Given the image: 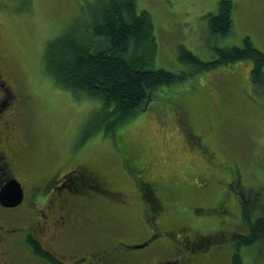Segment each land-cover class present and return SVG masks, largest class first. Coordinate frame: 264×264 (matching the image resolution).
I'll list each match as a JSON object with an SVG mask.
<instances>
[{"label":"rangeland","instance_id":"1","mask_svg":"<svg viewBox=\"0 0 264 264\" xmlns=\"http://www.w3.org/2000/svg\"><path fill=\"white\" fill-rule=\"evenodd\" d=\"M91 1L9 0L0 12L1 70L8 71L17 88L22 82L33 95L19 135L22 152L26 148L25 169L36 179L47 176L53 162L59 169L82 164L99 172L114 194L98 196L95 209L107 210L113 226L105 223L80 234L100 239L114 233L123 252L133 251V241L148 234L141 218L143 198L138 199L137 191L143 182L159 207L152 221L157 231L183 225L193 240L215 231H246L239 217L240 194L252 197L260 191L258 198L264 202V87L250 79L252 61L223 63L161 86L145 110L113 132L103 124L92 126L99 100L57 86L42 69L45 43L68 29L82 11L86 16ZM218 1L136 0L137 8L147 11L153 22L152 68L186 71L178 59L181 48L211 62L217 49L241 47L246 37L264 53V0H230L233 24L226 36L212 34L208 27ZM27 193L24 206L2 213L0 224L20 231L27 226L41 208L26 207L32 195ZM19 240L20 234L12 235L17 251ZM163 240L161 236L158 243L166 246L160 243L156 251L167 263L181 258L197 264L216 251H184L191 257L187 259L176 245ZM226 251L223 264H230V249ZM240 254L243 264H264V245L241 247Z\"/></svg>","mask_w":264,"mask_h":264},{"label":"trees","instance_id":"2","mask_svg":"<svg viewBox=\"0 0 264 264\" xmlns=\"http://www.w3.org/2000/svg\"><path fill=\"white\" fill-rule=\"evenodd\" d=\"M91 2L86 16H82V11L68 29L45 43L42 69L57 86L61 85L74 92H83L88 98L99 100L100 105L94 117H91L92 126L96 124L98 127L103 124L107 130L113 132L138 111L145 110L156 89L186 81L196 72L206 71L223 63L242 59L251 60L250 79L252 83L264 87V53L259 51L248 37L243 40L241 47L217 49V58L211 62H203L185 47L181 48L178 59L188 67L186 71L170 72L154 69L152 66L156 54V42L150 14L145 10H139L136 0H92ZM232 12L233 4L230 0H219L216 13L208 17L210 32L217 36L228 35L233 24ZM128 162L137 169L131 160ZM79 165L88 172L95 171L82 164ZM67 168L73 166L65 165L61 173ZM146 186L148 187V184L143 182L139 187L141 191L137 188L138 199L143 195L141 206L144 207L142 209L144 214L141 212V218L144 223L146 219L151 220L153 225L152 221L156 219L159 207L152 195L146 193L144 189ZM84 191L91 190L85 188ZM258 192L252 197L243 194L239 196V217L246 231H215L205 236L209 241L207 246L196 247L193 250L181 246L176 238L177 230H185L189 236L187 228L183 225L169 226V231L161 232L156 229L154 231L161 234L169 233L162 235L166 243L171 242L181 249L184 248L185 251H203V247L208 250L216 249L211 252L213 256L210 260L197 264H223L227 249H230V264H243L241 247L264 245V202L258 198L260 195ZM49 196L47 194V199ZM34 198L28 201L26 207L33 206ZM47 199L43 198L41 201L45 202ZM154 205L157 210L151 212V206ZM243 225L241 224L242 227ZM214 236L216 237L213 238ZM199 239L189 240L197 242ZM212 242H225V244L214 243L209 248ZM36 248L38 249L37 246ZM184 256L187 259L191 258ZM193 258L199 260L197 256Z\"/></svg>","mask_w":264,"mask_h":264},{"label":"flooded vegetation","instance_id":"3","mask_svg":"<svg viewBox=\"0 0 264 264\" xmlns=\"http://www.w3.org/2000/svg\"><path fill=\"white\" fill-rule=\"evenodd\" d=\"M8 1L0 0V12ZM19 86L21 88H17L8 71L3 72L0 67V188L16 179L23 189L24 199L27 191L32 192L35 197L33 204L41 208L29 217L22 231L9 224H0L3 238L0 242V264H186L181 258L170 263L163 260V255L160 256L156 251L157 246L163 242L158 243L157 240L169 233L154 231L151 220L145 221L147 237L133 241L137 244L131 245L134 250L129 252L118 249L116 245L119 238L116 239L114 233L100 239L81 237V232L88 234L98 225L108 223L113 226L108 211L103 208L99 209L103 211L99 213L95 206L98 196L113 195L114 192L107 188L100 173L88 172L79 164L67 168L63 173L59 168L53 169L52 173L39 179L28 173L23 164L26 148L22 152L23 144L19 135L26 122L25 114L32 104L33 95L24 83L21 82ZM55 165L53 162L51 168ZM85 188L92 192H83ZM144 189L151 194L150 186ZM138 190L141 191L139 187ZM47 194L50 195L48 199ZM43 198L47 200L42 202ZM21 206H0V217L2 213L14 212ZM16 234H20L18 251L11 242L12 235ZM176 236L177 241L187 250L209 243L205 236L192 242L186 231L181 229L177 230ZM163 241L166 242V239ZM145 242L146 246L138 247ZM184 248L177 247V251L184 255Z\"/></svg>","mask_w":264,"mask_h":264},{"label":"water","instance_id":"4","mask_svg":"<svg viewBox=\"0 0 264 264\" xmlns=\"http://www.w3.org/2000/svg\"><path fill=\"white\" fill-rule=\"evenodd\" d=\"M23 190L18 181L12 180L0 188V204L5 207H14L21 203Z\"/></svg>","mask_w":264,"mask_h":264}]
</instances>
